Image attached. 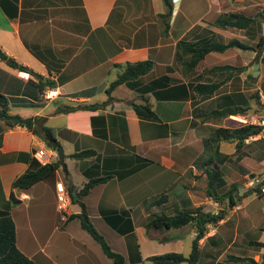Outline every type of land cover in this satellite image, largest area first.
Returning <instances> with one entry per match:
<instances>
[{"label":"crops","instance_id":"obj_1","mask_svg":"<svg viewBox=\"0 0 264 264\" xmlns=\"http://www.w3.org/2000/svg\"><path fill=\"white\" fill-rule=\"evenodd\" d=\"M172 3L165 20L160 17L166 8L163 0H0V48L44 83L54 84L39 91L34 84L38 77L0 59V94L7 98L10 113L44 116L65 153V168L56 170L54 183L43 181L30 192L14 190L19 201L9 205L12 181L28 169L31 159L42 163L38 150L51 148L26 127L0 122V212H9L17 248L34 264H113L80 218L68 219L81 213L80 206L70 199L61 214L55 192L56 182L66 190L69 184L79 189L88 179L109 174L79 199L92 225L122 255V264H154L149 257L168 252L188 256L191 247L184 252L195 237L193 224L169 229L147 224L154 214L199 206L214 212L215 201L206 193V171L214 164L221 180L218 190L235 188L236 203L226 208L215 202L226 216L206 224L194 264L249 262L230 260V255L260 259L263 249L253 241L264 239H256L252 230L264 233V211L255 205L264 195L253 193L248 181L253 172H264L261 138L250 135L238 148L235 141L211 142V128L237 127L241 113L207 114L227 108L229 96L234 105L255 108L262 92L261 66L255 62L264 60V46L256 47L264 36V6L259 0ZM233 13L250 18L248 25L225 24L224 18ZM230 41L248 48L209 51L193 63L192 54L177 47L179 42ZM138 60H151L153 68L135 87H115L105 106L55 112L59 105L104 101L107 86L124 63ZM254 64L257 79L258 73L252 76ZM210 83H219L212 94L197 92L196 85ZM48 88L57 94L45 98ZM143 97L155 119L140 118L131 106L144 102ZM83 150L94 153L72 157ZM240 232L239 245L248 255L229 252L228 243H235Z\"/></svg>","mask_w":264,"mask_h":264},{"label":"trees","instance_id":"obj_2","mask_svg":"<svg viewBox=\"0 0 264 264\" xmlns=\"http://www.w3.org/2000/svg\"><path fill=\"white\" fill-rule=\"evenodd\" d=\"M165 5V12L160 14V17L168 20L171 16L173 3L172 0H163ZM224 23L230 26L239 27L244 21V25H248L250 18H247L241 14H229L227 18H224ZM238 45L242 48H248L247 45H243L237 41H230L226 44L222 43H205L202 45H189L184 42H179L177 47L181 50H186L191 53L194 57L193 63L202 58L209 51H224L225 49ZM264 46V36H261L260 41L257 43L256 47L262 49ZM0 59L3 60L7 65L12 68L27 71L30 74L38 77V81L34 84L37 89H41L45 85H54L49 81L44 83L42 77L33 72L30 68L22 65L14 58L8 56L2 48H0ZM264 62V60H262ZM256 62H258L256 60ZM153 68V62L151 60H138L134 62H125L120 73L117 77L112 80L106 88L107 98L99 103H77L74 105H59L55 112H68L76 109H94L97 107L105 106L112 99L111 92L119 84L126 83L130 87L136 86V81L139 77L149 73ZM252 79V76L249 75ZM219 83L210 84H198L196 85V90L199 94H212L213 91L218 87ZM233 96H229L230 102L227 108L223 110L214 109L207 114L210 116L217 115H228V114H245L248 106L234 105L232 100ZM144 102H131V106L140 118L155 119L156 115L149 104L148 100L143 97ZM264 106V104H262ZM263 108V107H262ZM44 116H21L19 114H12L9 112V103L7 98L0 94V122H3L6 127L23 126L38 135L51 149H55L59 142L57 141L53 129L46 125ZM262 126L252 125V124H241L237 127H214L211 128L208 139L211 142H218L220 140L224 141H235L236 147H240L241 143L245 138L250 135H255L260 132ZM4 128L0 125V146L2 143ZM94 152L92 150H83L72 154V157L76 159H82L92 155ZM211 162V161H209ZM207 162V163H209ZM214 169L209 168L206 171L207 185L206 193L215 202L230 208L236 203L235 188L230 187L226 190H218L221 180L219 179L218 168L214 164ZM60 168L59 160L56 159L53 162L40 163L36 159H31L28 169L22 174L18 175L11 183V193L9 197V205L17 203L19 200L15 198L13 191H24L30 192L31 188L36 184L43 181H48L54 183L55 172ZM255 174H251L254 176ZM111 175L95 177L88 179L81 188L75 189L74 186L68 185V193L71 202L77 203L80 206L81 213L70 214L68 219L73 217H79L81 220L82 228L89 233L92 238L99 244L103 253L113 259V264H122L123 257L121 254L113 251L106 239L100 234L96 228L89 221L85 214V205L79 199L80 196L88 193L89 189L96 183L108 179ZM253 191H259V188H253ZM82 213L84 215H82ZM85 219H84V217ZM226 216L225 210H219L217 212L204 211L201 206L193 210H180L176 211L172 215H166L164 213L154 214L152 219L148 222L147 227L153 228H179L188 224H193L196 228L195 237L192 240L191 251L188 256H184L181 253L168 252L160 255H154L149 257L154 264H180L182 262H187L188 264H194V262L199 257V239L203 237L206 231V224H217L219 220ZM256 245L263 249L261 257L258 261L252 258L240 257L230 255V260L233 261H243L249 260L251 264H264V241H253ZM0 264H34L33 260L22 253L16 245V232L14 222L8 211L0 212Z\"/></svg>","mask_w":264,"mask_h":264},{"label":"built area","instance_id":"obj_3","mask_svg":"<svg viewBox=\"0 0 264 264\" xmlns=\"http://www.w3.org/2000/svg\"><path fill=\"white\" fill-rule=\"evenodd\" d=\"M56 94L57 92L55 89L48 88L43 95L45 98H51ZM236 119L242 124H252V125L262 126V129L256 135L257 136L264 135V119L259 120L257 116H255L254 114H247V115L241 114L238 115ZM36 155L42 163H47L50 157L57 156V152L55 149H50L48 151L41 149L36 152ZM248 184L253 188L255 187L259 188L258 192L264 195V176H257V175L252 176L250 177ZM55 192H56V208L58 212L63 214L66 211L68 204L70 202L68 192L62 182H56Z\"/></svg>","mask_w":264,"mask_h":264},{"label":"rangeland","instance_id":"obj_4","mask_svg":"<svg viewBox=\"0 0 264 264\" xmlns=\"http://www.w3.org/2000/svg\"><path fill=\"white\" fill-rule=\"evenodd\" d=\"M259 2L261 3L262 6H264V0H259ZM251 63H253V61H251L250 64ZM255 63H258L261 66V87H262L261 94L260 95L257 94L259 97L257 96L258 98H256L255 110L256 111L257 110L258 111H261L262 107L264 108V106H262V104H264V62L261 60V61L255 62ZM258 70H259V68H258ZM259 76H260V73H258V75L255 78L257 79ZM247 114H254L255 116H257V118L259 120L264 119V115H261V114L256 113V112L255 113H249V112L247 113V112H245V115H247ZM259 137L261 138L260 142H261V145H262V152H264V135H261ZM263 157L264 156H262V158ZM263 163H264V161L262 159L261 164H263ZM253 173H255V175H257V176H263L264 175V172L259 173V171H255ZM241 187H240V190L242 189ZM240 192H242V191H240ZM253 193H255L256 195H261V193L258 192V191H255ZM253 196L254 195L249 196L248 197V200H251L253 198ZM255 205L257 207L260 206L261 208H263V211H264V199L261 198V199L256 200ZM218 208H219V206L215 202H212V209H213V211L214 212L218 211ZM263 225H264V223H263ZM252 233L253 234L256 233V235H255L256 236L255 237L256 239H259V240H263L264 239V233L261 232L260 230L257 229V232H254V230H252ZM241 234H242V232H240L239 237L236 238V240H235L236 242L235 243H230V242L228 243V244H230V247H229V252L230 253L232 252V253H237V254H242V255H246L247 253H249V252H246L245 253L244 251L241 250L243 248L242 245H239L240 240H241L240 237L242 236ZM190 247H191V245H189V247L186 248L184 254H188V252L190 251ZM253 255L254 254H252V256ZM254 257L256 258V256H254ZM243 262L245 264H250L248 261H243ZM229 264H241V263H239V262L238 263H233L232 262V263H229Z\"/></svg>","mask_w":264,"mask_h":264},{"label":"water","instance_id":"obj_5","mask_svg":"<svg viewBox=\"0 0 264 264\" xmlns=\"http://www.w3.org/2000/svg\"><path fill=\"white\" fill-rule=\"evenodd\" d=\"M258 73V64H254L253 65V72H252V76L255 77ZM246 112L248 113H259L261 115H264V108L261 109V111H256L255 108H249L246 110ZM56 152H57V157H58V160H59V163H60V166L65 168V162H64V159H65V153H64V150H63V147L61 145H57L56 148H55ZM84 215V214H82ZM84 217V216H83ZM85 219V217H84Z\"/></svg>","mask_w":264,"mask_h":264}]
</instances>
